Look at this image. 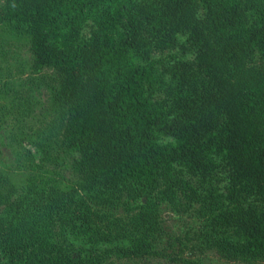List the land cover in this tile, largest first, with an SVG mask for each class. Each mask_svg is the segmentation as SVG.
Returning <instances> with one entry per match:
<instances>
[{
	"label": "trees",
	"instance_id": "trees-1",
	"mask_svg": "<svg viewBox=\"0 0 264 264\" xmlns=\"http://www.w3.org/2000/svg\"><path fill=\"white\" fill-rule=\"evenodd\" d=\"M6 21L57 76L71 173L0 169V264H144L106 211L153 198L200 252L264 261V0H3Z\"/></svg>",
	"mask_w": 264,
	"mask_h": 264
},
{
	"label": "rangeland",
	"instance_id": "rangeland-1",
	"mask_svg": "<svg viewBox=\"0 0 264 264\" xmlns=\"http://www.w3.org/2000/svg\"><path fill=\"white\" fill-rule=\"evenodd\" d=\"M3 0H0V3ZM29 35L11 22L0 24V169L20 186L41 175L57 181L71 173L68 158L55 139L62 130L60 108L53 102L57 85L54 71L31 70ZM132 201L118 203L106 214L123 221L133 219L144 239L138 261L144 264H240L226 261L214 251L195 246V221L175 205ZM131 226V225H130ZM258 264H264L259 261Z\"/></svg>",
	"mask_w": 264,
	"mask_h": 264
}]
</instances>
